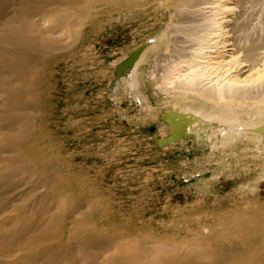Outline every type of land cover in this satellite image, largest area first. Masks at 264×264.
<instances>
[{
    "label": "rangeland",
    "instance_id": "obj_1",
    "mask_svg": "<svg viewBox=\"0 0 264 264\" xmlns=\"http://www.w3.org/2000/svg\"><path fill=\"white\" fill-rule=\"evenodd\" d=\"M47 22L58 27L59 48L28 80L46 180L34 192L36 176H17L30 184L14 195L26 192L30 205L46 194L43 204L75 229L64 243L76 263L212 264L231 245L264 241V139L258 144L251 131L264 133V98L231 106L232 124L180 120L171 114L176 98L153 78L155 61L139 86L116 75L176 18L137 3L83 4ZM77 231L98 242L81 249L86 237Z\"/></svg>",
    "mask_w": 264,
    "mask_h": 264
},
{
    "label": "bare ground",
    "instance_id": "obj_2",
    "mask_svg": "<svg viewBox=\"0 0 264 264\" xmlns=\"http://www.w3.org/2000/svg\"><path fill=\"white\" fill-rule=\"evenodd\" d=\"M134 3L177 22L118 64L116 75L123 74L122 80L130 74V83L139 86L144 69L155 61L154 80L176 98L171 114L219 125L234 119L231 106L264 98V0H0V264H77L64 243L75 229L43 204L46 194L30 205L25 204L26 192L14 195L30 184L27 179L15 182L17 176H36L34 192L46 180V163L33 135L35 83L28 81L59 48L58 27L46 28L45 23L83 4L97 10ZM251 131L260 144L264 133ZM59 197L54 192L50 198L57 204ZM77 234L86 237L81 249L98 242L87 232ZM262 244L258 238L231 245L224 256L215 253L212 264H264L257 254Z\"/></svg>",
    "mask_w": 264,
    "mask_h": 264
},
{
    "label": "water",
    "instance_id": "obj_3",
    "mask_svg": "<svg viewBox=\"0 0 264 264\" xmlns=\"http://www.w3.org/2000/svg\"><path fill=\"white\" fill-rule=\"evenodd\" d=\"M153 127H154V126L150 127L149 130L152 129ZM149 130H148V131H149ZM146 131H147V130H146ZM147 133H148V132H147Z\"/></svg>",
    "mask_w": 264,
    "mask_h": 264
}]
</instances>
